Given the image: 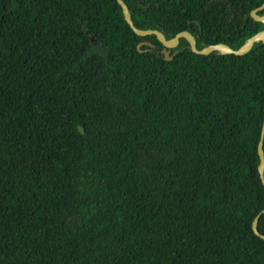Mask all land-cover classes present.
<instances>
[{"label":"trees","instance_id":"obj_1","mask_svg":"<svg viewBox=\"0 0 264 264\" xmlns=\"http://www.w3.org/2000/svg\"><path fill=\"white\" fill-rule=\"evenodd\" d=\"M122 1L197 49L264 28V0ZM162 48L115 0H0V264H264V41Z\"/></svg>","mask_w":264,"mask_h":264},{"label":"water","instance_id":"obj_2","mask_svg":"<svg viewBox=\"0 0 264 264\" xmlns=\"http://www.w3.org/2000/svg\"><path fill=\"white\" fill-rule=\"evenodd\" d=\"M115 1L117 2V4L121 8V13H122L124 21L128 24V26L130 27V29L133 31L134 34H136L138 36H146V35H150V34L155 35L156 39L161 43V45L163 47L161 52H162L165 59H170L172 57V55H169L168 50L175 47L178 44V41L181 37L186 39V41L188 42L190 50L194 53H197V54H208L212 51H218L221 53L241 55V54L246 53L251 48V46L254 42L264 41V28H263L261 30L256 31L254 34H252L247 39H245L243 44L236 49L231 48L228 44L220 43V42L214 43V44H208V45H206L200 49H197L195 47L194 37L186 30L179 31L172 38L166 39L164 37V35L157 29H138V28L134 27L132 24V20H131L129 11H128L125 3L122 0H115ZM262 8H264V1L259 6L250 10L249 14L255 21L264 22V13H262L260 15L256 14V12L261 10ZM141 44L150 45L147 42H140V43H138L137 47ZM263 136H264V116H263L262 123H261L259 139H258V142L256 145V152H257L258 160H259L258 165H257V172H258V175H259L262 187H263V193H264V177H263L264 154H263V151L261 148ZM261 213H264V200H263V205H262L261 210L254 216L253 220L251 221L252 232L256 236H258L259 238L264 240V235L260 234L256 229L257 220H258Z\"/></svg>","mask_w":264,"mask_h":264},{"label":"flooded vegetation","instance_id":"obj_3","mask_svg":"<svg viewBox=\"0 0 264 264\" xmlns=\"http://www.w3.org/2000/svg\"><path fill=\"white\" fill-rule=\"evenodd\" d=\"M178 42H179V41H178ZM195 47H196V46H195ZM173 48H174V47H173ZM171 49H172V48H171ZM171 49L168 50V51H169V55H173L172 53H170V50H171ZM161 50H162V49H161Z\"/></svg>","mask_w":264,"mask_h":264}]
</instances>
